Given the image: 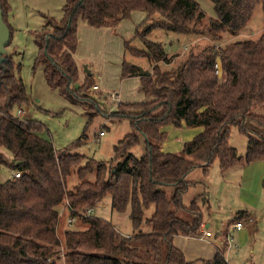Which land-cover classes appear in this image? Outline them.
Masks as SVG:
<instances>
[{"label":"trees","instance_id":"obj_1","mask_svg":"<svg viewBox=\"0 0 264 264\" xmlns=\"http://www.w3.org/2000/svg\"><path fill=\"white\" fill-rule=\"evenodd\" d=\"M210 1L216 19L207 21L196 0H67L63 19H49L48 27L35 35L33 70L43 68L51 89L99 110L91 94L94 75L92 71L87 75L75 59L79 21L93 28H115L136 11L146 13L145 29L137 30L134 37L144 47L126 41L125 48L153 67L151 76L140 77L147 100L120 102L109 115L113 121L129 120L133 129L115 145L110 162L89 159L81 166L84 157L71 154L69 148L57 151L51 141L40 137V122L14 117L13 109L27 106L30 97L23 79L16 76L21 65L4 56L0 63V169L5 167L20 177L0 183V264H57L62 258L65 264H189L173 243L176 236H201L203 209L197 198L189 207L183 202L189 189L197 186L188 176L197 168L208 173L215 161L225 171L264 160V116L252 111L264 106V30L257 41L190 51L169 70H162L161 65L171 66L180 56L148 38L159 29L220 40L223 33L243 31L256 6L261 4L264 10V0ZM0 3L12 36L11 7L8 0ZM138 72L133 63L123 62V79L136 77ZM166 125L203 127L204 131L186 143L181 153H164ZM231 126L248 137L245 156L229 144ZM84 138L85 134L73 146L79 147ZM142 141L145 152L137 157L131 151ZM73 172L79 183L69 190ZM93 173L95 180H88ZM168 188L173 189L171 197ZM107 197L118 213L131 208L133 235H122L106 219L80 216ZM66 203L70 218L79 219L84 227L67 228L62 239L58 235L60 208ZM151 207L153 214L146 219ZM180 210L193 216L191 223L178 215ZM144 223L151 227L149 233L141 231ZM204 264H228L224 250Z\"/></svg>","mask_w":264,"mask_h":264},{"label":"rangeland","instance_id":"obj_2","mask_svg":"<svg viewBox=\"0 0 264 264\" xmlns=\"http://www.w3.org/2000/svg\"><path fill=\"white\" fill-rule=\"evenodd\" d=\"M66 1L8 0L11 7L9 23L13 28V34L11 44L6 48V55L13 57L17 66L21 65V71L16 72V76L23 79L30 97V102L27 106L22 109L14 108L12 114L16 118H21V120L30 119L40 122L43 126L42 131L39 133L40 137L51 141L57 151L61 152L69 148L71 154H78L84 157L81 166H84L89 159L96 162H110L114 157L115 145L133 130L129 120L113 121L109 118V115L117 110L120 103L119 100H112L109 97L108 94L114 91L91 90L92 97L99 105V110H96V107L92 103H87L86 105L76 102L60 94L57 90L51 89L46 83L43 68L40 67L37 71L33 70L34 61L37 56L35 35L48 27L49 19L56 21L63 19V7ZM196 1L199 2L201 9L205 12L207 21L216 19L212 1ZM138 15L141 14L139 12L134 14V16ZM130 19H132V16ZM130 19L129 21L132 23ZM143 24L144 22L137 24L138 26L134 24L136 31H143L145 29ZM263 30L264 10L262 5L259 4L256 6L250 22L243 31L236 35L230 32L223 33L220 40H213L208 37L199 38L196 36L180 35L159 29L150 32L148 38L161 42L171 55L176 54L180 56L171 66L161 65L162 70H169L176 67L190 51L198 53L210 45L223 46L235 41H257L261 37ZM131 45L136 48L144 47L140 38L133 39ZM75 55V59L78 60V64L83 71L85 70V66L90 71H93L94 67H92V61L89 60L88 55L84 54V52H79V55ZM125 61L153 72V67L149 66L147 59L136 58L127 51ZM81 78L82 81L85 80L84 74ZM93 79L95 84L99 85L98 72L95 71ZM135 92L132 94L133 96L137 95L136 100L139 101L134 102L139 103L145 100V96L141 91ZM252 111L255 114L264 116V106H256ZM184 129L188 130L192 128L187 127ZM163 131L166 133L165 141L169 144L176 141H179L178 143H186L192 138L190 136L186 137L187 132L183 134L182 130L173 128L172 125H166ZM101 132L104 134L100 135ZM84 134L85 138L79 147H74L73 145ZM228 141L230 146L234 147L240 156L246 155L248 137L242 134L237 127H230ZM131 152L135 156L141 157L145 152L144 142L142 141ZM239 169L241 170L242 167ZM226 171L220 168L219 161H215L209 167V172L206 174L202 168L195 169L187 179L196 183L197 188H190L184 196L183 202L185 206L189 207L191 202L197 198L198 205L203 209L204 221L211 225L209 229L204 230L212 234V240L222 241L220 239L221 236H219L221 229L228 228L231 230L230 240H223L224 242H222L224 254L229 264H264V219L259 224L257 230L256 228L247 226L250 224V221L247 219L242 220V223L246 225L242 233L233 229L237 219L230 212L229 208L237 203V201H234V195L237 194L238 188L236 186H230L231 188L226 186L225 180L229 183L235 182L233 180L234 176H226ZM12 177L13 174L7 168L3 167L0 169V183ZM237 177L236 179L238 180L239 176L237 175ZM87 178L90 181H94L96 173L90 174ZM78 183V176L73 172L72 176L68 179V189L73 190ZM226 188L231 189V191H226ZM166 192L169 197L173 195L172 188L166 189ZM200 192L203 193L201 196L199 195ZM226 192L229 194V197L233 198L225 199L224 193ZM208 197L209 200L207 199ZM205 201H207L206 205ZM240 207L242 210L245 206L240 204ZM245 209L248 210V208ZM261 210L264 215V201ZM153 211L154 208L151 207L146 212V219L152 216ZM130 212V207L123 213L114 211L111 198L107 197L97 206L92 216L110 221L122 235L131 236L134 234V229L130 220ZM60 214L59 236L62 239L67 228L83 229L84 225L79 219L74 221L72 226L68 224L70 216L66 205L60 208ZM178 215L188 222H192L193 220V216L185 210H180ZM249 228H252V230L250 231ZM141 231L149 233L151 227L147 223H144ZM57 264H65L64 259L57 260Z\"/></svg>","mask_w":264,"mask_h":264},{"label":"crops","instance_id":"obj_3","mask_svg":"<svg viewBox=\"0 0 264 264\" xmlns=\"http://www.w3.org/2000/svg\"><path fill=\"white\" fill-rule=\"evenodd\" d=\"M137 12L141 15L134 16ZM146 18V13L136 11L132 14V19H130L132 23L129 19L124 20L115 28H93L83 21L80 22L78 27L79 44L75 54L79 55V52H84V54L88 55L87 57L92 61V67H94L92 69L93 75H95V71L99 74V85L96 84L99 87L98 90L117 91L119 93L118 100L122 103H136L134 101H139L136 100L138 96H133L132 93L141 91V78L136 76L123 79L122 64L126 60L125 42L132 41L136 35V26L134 24H142ZM76 61L78 63L77 59ZM146 100L145 97V100L142 102ZM172 126L176 128L174 125ZM184 128H187V126L183 125L179 130H182L183 134L187 132L186 137H192L188 142L192 141L204 131L203 127L188 130ZM178 142L169 144L167 141H164L162 151L164 153H180L183 151L184 145L188 142ZM240 167H242L241 170L239 169ZM226 174V176H234L233 180H235V182L231 183L225 180L226 186H236L238 188L237 194L234 195V201H237V203L230 206V212L235 216L237 222H242L243 219H247L250 221V224L247 226L256 228L257 230L259 224L264 219L263 211L261 210L264 201V160H258L248 165L231 167L227 169ZM237 175L239 176L238 180L236 179ZM225 190L231 191V189L227 188ZM202 194L200 192L199 195L201 196ZM224 197L225 199L231 198L227 192L224 193ZM207 199L209 200V197ZM206 203L207 201H205V205ZM240 204L245 206L242 210ZM244 208H248V210H244ZM202 226L205 229L211 227L205 221ZM245 227L246 225H244ZM244 228L236 231L242 233ZM203 231L204 229L201 227L200 237L176 236L174 238V245L183 252L189 264H204L207 261L213 260L218 252L224 250L222 242L227 241L228 238L230 240L231 230L228 228L221 229L219 233L222 241L212 240V235L210 237L204 236ZM58 235H60L59 228Z\"/></svg>","mask_w":264,"mask_h":264},{"label":"water","instance_id":"obj_4","mask_svg":"<svg viewBox=\"0 0 264 264\" xmlns=\"http://www.w3.org/2000/svg\"><path fill=\"white\" fill-rule=\"evenodd\" d=\"M11 37V31L4 20L2 5L0 3V63L4 61V56H6V48L10 45ZM136 67L139 70L137 74L138 77L151 76L152 73L149 70H145L140 66ZM84 69V72L87 73V75H92L87 66H85Z\"/></svg>","mask_w":264,"mask_h":264},{"label":"built area","instance_id":"obj_5","mask_svg":"<svg viewBox=\"0 0 264 264\" xmlns=\"http://www.w3.org/2000/svg\"><path fill=\"white\" fill-rule=\"evenodd\" d=\"M217 68H218V73L220 74V73H221V69H220L219 65H217ZM98 89H99V87H98L97 85H95V86H94V90H98ZM108 95H109V97H110L112 100H116V101H118L119 93H118L117 91L111 92V93H109ZM21 115H22V114H21ZM21 115H20V116H21ZM103 134H104V133L101 132L100 135H103ZM13 177L19 178V177H20V174H19V173H15V174L13 175ZM65 205L67 206V209H68L69 204L66 203ZM94 212H95V209H94V208H89V209H87V210L81 212V213H80V216H81V217H84V216H85V217H89V216H92V215L94 214ZM74 221H75L74 218H68V224H69L70 226H72V224H73ZM202 228L205 229L204 226H202ZM243 228H244V224H243L242 222H237V223L234 224V229H235V230L240 231V230H242ZM203 235L206 236V237H210L212 234H211L210 232L204 230V231H203ZM227 241H229V238L227 239Z\"/></svg>","mask_w":264,"mask_h":264}]
</instances>
